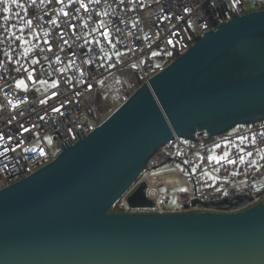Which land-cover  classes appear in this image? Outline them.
Masks as SVG:
<instances>
[{"label": "water", "instance_id": "1", "mask_svg": "<svg viewBox=\"0 0 264 264\" xmlns=\"http://www.w3.org/2000/svg\"><path fill=\"white\" fill-rule=\"evenodd\" d=\"M263 120L264 9L198 35L96 130L1 189L0 264H264V203L237 212L109 211L176 135L195 140L198 131ZM145 188L131 205H153Z\"/></svg>", "mask_w": 264, "mask_h": 264}, {"label": "built area", "instance_id": "2", "mask_svg": "<svg viewBox=\"0 0 264 264\" xmlns=\"http://www.w3.org/2000/svg\"><path fill=\"white\" fill-rule=\"evenodd\" d=\"M0 4V14L13 18L0 27V190L55 159L63 145L96 130L108 117L103 102L116 83L124 101L186 53L198 35L235 15L264 9V0ZM30 34L31 49L24 51L20 39ZM156 51L168 62L152 69L146 63ZM195 135V140L176 135L162 146L112 206L114 212H237L264 203V120ZM166 172H175V179H163ZM143 184L153 205H131L130 197ZM166 198H174L175 206L165 207ZM224 198L244 202L236 208L213 206Z\"/></svg>", "mask_w": 264, "mask_h": 264}, {"label": "rangeland", "instance_id": "3", "mask_svg": "<svg viewBox=\"0 0 264 264\" xmlns=\"http://www.w3.org/2000/svg\"><path fill=\"white\" fill-rule=\"evenodd\" d=\"M33 35H23L20 39V43L19 45L21 47H23L24 51H27V49H31V45H30V40L32 38ZM25 47H24V46ZM166 60H164L163 56L161 55V53L159 51H156L153 55L151 60L147 61L146 65L148 67L154 68L156 69V67L161 64V63H165ZM17 85H22L20 84V82L17 83ZM99 89H103V85L102 84H98ZM112 94H109V97H105L106 99L104 100V105L106 107V109H108L109 111L107 112L106 116H108L112 111H114L118 105L123 101L124 98V92H123V88L119 83H116L114 88L111 89ZM163 205L165 207H174L175 206V202H174V198H166L163 202ZM110 212H114V209L111 208L109 209Z\"/></svg>", "mask_w": 264, "mask_h": 264}, {"label": "trees", "instance_id": "4", "mask_svg": "<svg viewBox=\"0 0 264 264\" xmlns=\"http://www.w3.org/2000/svg\"><path fill=\"white\" fill-rule=\"evenodd\" d=\"M0 6H1V4H0ZM3 15H4V13L0 14V27H4V24L8 25L9 23L13 22V18L11 16L9 18H4ZM14 38L17 40V36L15 34H14ZM11 44H13V43H11ZM14 44H16V42ZM164 60H166L165 63L168 62L166 58H164ZM148 61H149V59H148ZM162 64H164V63H161L159 65H162ZM152 69H154V68H152Z\"/></svg>", "mask_w": 264, "mask_h": 264}, {"label": "bare ground", "instance_id": "5", "mask_svg": "<svg viewBox=\"0 0 264 264\" xmlns=\"http://www.w3.org/2000/svg\"><path fill=\"white\" fill-rule=\"evenodd\" d=\"M175 172H166V173H162L160 174V176L165 179V180H171V179H175Z\"/></svg>", "mask_w": 264, "mask_h": 264}, {"label": "snow or ice", "instance_id": "6", "mask_svg": "<svg viewBox=\"0 0 264 264\" xmlns=\"http://www.w3.org/2000/svg\"><path fill=\"white\" fill-rule=\"evenodd\" d=\"M0 3L7 4V3H9V0H0ZM82 7H83V5H82ZM5 11H7V8H5ZM29 23H31V21H29ZM20 84H23V81H21ZM0 139H2V137H0ZM249 155H251V153H249Z\"/></svg>", "mask_w": 264, "mask_h": 264}]
</instances>
